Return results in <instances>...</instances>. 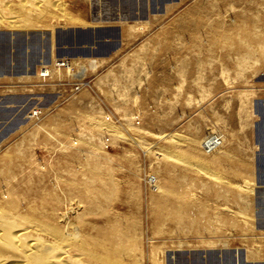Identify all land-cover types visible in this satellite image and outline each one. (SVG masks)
I'll use <instances>...</instances> for the list:
<instances>
[{"label":"rangeland","instance_id":"374dc122","mask_svg":"<svg viewBox=\"0 0 264 264\" xmlns=\"http://www.w3.org/2000/svg\"><path fill=\"white\" fill-rule=\"evenodd\" d=\"M61 8L0 25V187L80 202L117 264H264V0Z\"/></svg>","mask_w":264,"mask_h":264},{"label":"bare ground","instance_id":"6f19581e","mask_svg":"<svg viewBox=\"0 0 264 264\" xmlns=\"http://www.w3.org/2000/svg\"><path fill=\"white\" fill-rule=\"evenodd\" d=\"M61 7L62 0H0V25L21 26L16 15L36 19L51 10L61 11ZM97 63L96 59H90L79 77L88 68L95 69ZM221 144L222 137L211 134L203 147L207 153H213ZM27 181L20 184L6 181V188L0 187V264L118 263L114 235L90 232L93 227L85 230L86 212L80 202L60 211L47 201L41 188Z\"/></svg>","mask_w":264,"mask_h":264},{"label":"built area","instance_id":"2783aa9c","mask_svg":"<svg viewBox=\"0 0 264 264\" xmlns=\"http://www.w3.org/2000/svg\"><path fill=\"white\" fill-rule=\"evenodd\" d=\"M47 75H48L47 72L44 71V76L46 77ZM44 76H43V77H44Z\"/></svg>","mask_w":264,"mask_h":264}]
</instances>
